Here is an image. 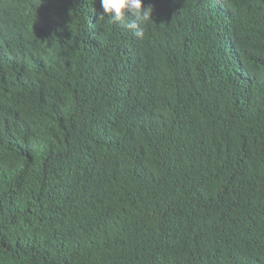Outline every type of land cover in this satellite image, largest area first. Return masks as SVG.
I'll use <instances>...</instances> for the list:
<instances>
[{"label": "trees", "instance_id": "16d2710c", "mask_svg": "<svg viewBox=\"0 0 264 264\" xmlns=\"http://www.w3.org/2000/svg\"><path fill=\"white\" fill-rule=\"evenodd\" d=\"M148 5L0 0V264H264V0Z\"/></svg>", "mask_w": 264, "mask_h": 264}, {"label": "clouds", "instance_id": "9594fccd", "mask_svg": "<svg viewBox=\"0 0 264 264\" xmlns=\"http://www.w3.org/2000/svg\"><path fill=\"white\" fill-rule=\"evenodd\" d=\"M102 13L112 22H123V27L131 30L133 34L141 38L144 35L142 24L151 19L153 11L151 5L142 6L143 0H100ZM131 16V20L126 17Z\"/></svg>", "mask_w": 264, "mask_h": 264}]
</instances>
